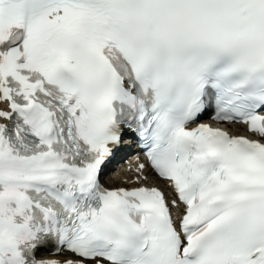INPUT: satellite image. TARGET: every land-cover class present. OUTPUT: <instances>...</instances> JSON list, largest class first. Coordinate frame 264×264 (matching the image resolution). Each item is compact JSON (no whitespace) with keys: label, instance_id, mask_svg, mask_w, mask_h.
<instances>
[{"label":"snow or ice","instance_id":"obj_1","mask_svg":"<svg viewBox=\"0 0 264 264\" xmlns=\"http://www.w3.org/2000/svg\"><path fill=\"white\" fill-rule=\"evenodd\" d=\"M0 264H264V0H0Z\"/></svg>","mask_w":264,"mask_h":264}]
</instances>
